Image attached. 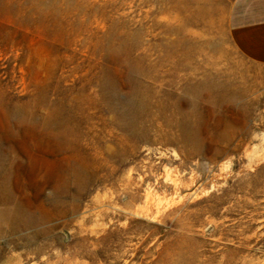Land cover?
<instances>
[{
    "label": "rangeland",
    "instance_id": "rangeland-1",
    "mask_svg": "<svg viewBox=\"0 0 264 264\" xmlns=\"http://www.w3.org/2000/svg\"><path fill=\"white\" fill-rule=\"evenodd\" d=\"M198 0H0V264H264V67Z\"/></svg>",
    "mask_w": 264,
    "mask_h": 264
},
{
    "label": "crops",
    "instance_id": "crops-1",
    "mask_svg": "<svg viewBox=\"0 0 264 264\" xmlns=\"http://www.w3.org/2000/svg\"><path fill=\"white\" fill-rule=\"evenodd\" d=\"M202 17L222 31L249 63L264 67V0H198Z\"/></svg>",
    "mask_w": 264,
    "mask_h": 264
}]
</instances>
